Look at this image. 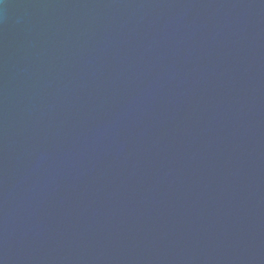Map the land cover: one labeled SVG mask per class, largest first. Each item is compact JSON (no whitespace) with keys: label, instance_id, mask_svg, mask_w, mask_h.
Here are the masks:
<instances>
[{"label":"water","instance_id":"1","mask_svg":"<svg viewBox=\"0 0 264 264\" xmlns=\"http://www.w3.org/2000/svg\"><path fill=\"white\" fill-rule=\"evenodd\" d=\"M0 264H264V0H0Z\"/></svg>","mask_w":264,"mask_h":264}]
</instances>
